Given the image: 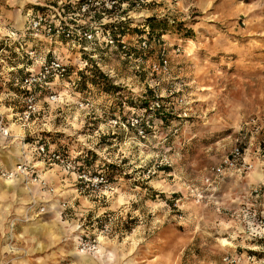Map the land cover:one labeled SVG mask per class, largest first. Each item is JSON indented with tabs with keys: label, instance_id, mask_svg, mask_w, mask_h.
I'll return each mask as SVG.
<instances>
[{
	"label": "rangeland",
	"instance_id": "1",
	"mask_svg": "<svg viewBox=\"0 0 264 264\" xmlns=\"http://www.w3.org/2000/svg\"><path fill=\"white\" fill-rule=\"evenodd\" d=\"M56 2L25 0L21 14L49 12L57 24ZM125 16L129 55L46 39L14 55L13 65L24 62L38 45L71 74L55 82L59 101L44 91L38 113L28 125L20 120L17 166L28 155L33 179L22 177L25 192L0 197V264H264V184L252 178L264 170V0H154ZM162 57L168 72L155 68ZM93 67L117 94L92 83ZM0 97L18 119L22 91L7 83ZM39 141L76 170L40 156ZM237 147L241 170L218 178L215 169ZM10 164L0 159V169ZM12 171H0L6 186L21 178L1 177Z\"/></svg>",
	"mask_w": 264,
	"mask_h": 264
},
{
	"label": "built area",
	"instance_id": "2",
	"mask_svg": "<svg viewBox=\"0 0 264 264\" xmlns=\"http://www.w3.org/2000/svg\"><path fill=\"white\" fill-rule=\"evenodd\" d=\"M153 2L154 0H59V2L57 0L54 3L58 8L60 18L57 24L50 20L49 12L43 13L31 10L29 11L28 26L25 31H16L9 26L5 27L6 36L0 35V88H5L7 83H13L22 91L24 111L18 117V120L28 125L27 123L39 111V97L44 91L50 90L49 100L51 102L59 101V94L55 92V82L65 79L71 74L69 66L63 60L53 57L50 49L44 55H39L38 45L25 51V55L22 56L24 62L13 65V58L19 59V56L14 55H17V52L23 49L26 43L30 42V39H33V41L46 39L51 42L63 39L86 52H94L95 49L84 45V43H90V45L100 44V46L115 48L126 53L125 55H129V51H131L130 44L126 37L115 35L110 28L106 27L118 22V17H121L120 21L127 20L125 15L138 10H145ZM142 40L138 48L146 51L150 48L149 40ZM90 57L96 58L97 55ZM26 61H30L32 64H26ZM155 68L160 72H168V62L162 57L160 65L155 66ZM19 70H23L24 75L17 80L13 78L12 81L13 73H17ZM78 71L81 74L84 71L83 67H79ZM5 74L10 78H4ZM70 86L76 88L77 84L76 82H69L66 88ZM156 106L160 108L158 103H156ZM5 118L0 113V131L3 137L11 138L9 129L5 127ZM21 141L23 147H26L25 139ZM36 143L39 145L35 147V151L51 164L59 165L66 171L76 170L75 164L62 153L50 149L46 143L41 141ZM242 151L240 147L235 148L231 155L223 161L222 165L215 169V175L222 178L231 169L241 170ZM247 169H250V167ZM30 171L31 166L28 155L25 154V161L17 166L15 171L4 173L1 177L12 180L21 176L27 181H32L33 176L30 175ZM255 192L258 193L259 191L256 190Z\"/></svg>",
	"mask_w": 264,
	"mask_h": 264
},
{
	"label": "crops",
	"instance_id": "3",
	"mask_svg": "<svg viewBox=\"0 0 264 264\" xmlns=\"http://www.w3.org/2000/svg\"><path fill=\"white\" fill-rule=\"evenodd\" d=\"M25 0H0V35L3 36V32L6 31L5 27H11L16 28L17 30L25 31L28 26V13L23 16L21 14L22 9L25 8ZM30 11V10H29ZM8 91L10 94H13L9 89ZM14 96L17 97L16 94H13V101ZM1 97H0V112L4 113L6 120L5 127L9 129L11 133V138L7 139L3 137L0 131V145L3 146V151H1L0 159H11V164L9 165V168H3L0 169V171H12L16 168L17 164L21 161V153L19 149L20 145V139L26 136V130L25 127L18 119V113H14V110L16 107L13 106H1ZM6 111H5V110ZM11 112V113H10ZM28 134V133H27ZM29 135V134H28ZM11 149V151H9ZM4 150H7L5 152ZM246 159V158H244ZM264 163V162H263ZM45 169V168H43ZM53 171L50 170L49 172ZM242 174H245V180H249V176H251L248 172H243ZM253 180L257 185L264 184V170L262 172H257L254 175H252ZM6 181H0V197L5 196V194L8 192V195H10L12 192L21 194L26 191L25 187H17L21 186L23 183H25V180L21 177L18 180L13 181V183L10 186H6ZM16 186V187H13ZM256 187V185H249L247 187ZM259 196V195H258ZM88 260V259H87Z\"/></svg>",
	"mask_w": 264,
	"mask_h": 264
},
{
	"label": "trees",
	"instance_id": "4",
	"mask_svg": "<svg viewBox=\"0 0 264 264\" xmlns=\"http://www.w3.org/2000/svg\"><path fill=\"white\" fill-rule=\"evenodd\" d=\"M145 22H147V26H152V22L153 20L151 18L145 20ZM106 28H110L111 31H113V33L115 35H120V36H125L126 33L132 29H130V24H129V21L128 20H123V21H119V22H115L111 25H108ZM135 30V29H134ZM131 32V31H130ZM153 36L150 35V39H152ZM63 40V39H61ZM86 44V43H84ZM117 50V49H115ZM21 62L19 61L18 63H16V65L20 64ZM95 67H93L91 69V71H95L93 77H92V83L95 85V86H103V90L105 93L107 94H117L118 93V89L117 87L113 84V81H111L110 79H108L105 75H103L101 72H99L98 70H93ZM87 69L85 71H83L81 73L82 75V78H84L85 76V73H86ZM24 75V71H18L17 73H13V76H14V80H17L19 78H21V76ZM80 160L82 161V166H83V160H85L86 162V159H84V157H79Z\"/></svg>",
	"mask_w": 264,
	"mask_h": 264
},
{
	"label": "clouds",
	"instance_id": "5",
	"mask_svg": "<svg viewBox=\"0 0 264 264\" xmlns=\"http://www.w3.org/2000/svg\"><path fill=\"white\" fill-rule=\"evenodd\" d=\"M146 161H147V157H145L142 161H141V163L143 164V163H146Z\"/></svg>",
	"mask_w": 264,
	"mask_h": 264
},
{
	"label": "bare ground",
	"instance_id": "6",
	"mask_svg": "<svg viewBox=\"0 0 264 264\" xmlns=\"http://www.w3.org/2000/svg\"><path fill=\"white\" fill-rule=\"evenodd\" d=\"M16 169H14L13 171H15Z\"/></svg>",
	"mask_w": 264,
	"mask_h": 264
}]
</instances>
